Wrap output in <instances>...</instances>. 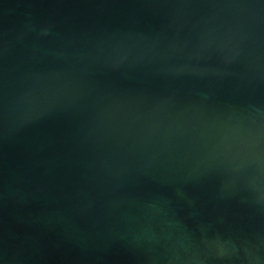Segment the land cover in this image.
Wrapping results in <instances>:
<instances>
[{
	"label": "water",
	"instance_id": "water-1",
	"mask_svg": "<svg viewBox=\"0 0 264 264\" xmlns=\"http://www.w3.org/2000/svg\"><path fill=\"white\" fill-rule=\"evenodd\" d=\"M0 264H264V0H0Z\"/></svg>",
	"mask_w": 264,
	"mask_h": 264
}]
</instances>
